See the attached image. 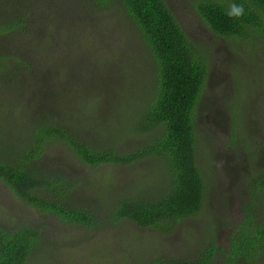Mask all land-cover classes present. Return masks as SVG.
Instances as JSON below:
<instances>
[{
	"label": "rangeland",
	"instance_id": "1",
	"mask_svg": "<svg viewBox=\"0 0 264 264\" xmlns=\"http://www.w3.org/2000/svg\"><path fill=\"white\" fill-rule=\"evenodd\" d=\"M91 1L0 0V21L25 12L31 30L21 37L13 33L0 36V52H12L38 65L43 76L48 74L58 88L68 92L74 105L82 101L85 112L81 119L86 117V124L81 127L83 121L77 120L67 126L71 131L81 127L78 136L87 144L98 148L112 145L118 153L138 151L152 134H140L133 128L158 89L156 62L120 0H108L110 8L97 3L95 7ZM166 1L189 37L209 55L207 87L195 123L200 129L196 158L207 185L202 211L170 224L168 232L141 228L132 222L113 223L110 210L118 198L135 197L139 192L152 196L155 191L156 195L161 183L163 187L169 184L167 167L152 158L127 166L90 168L62 145L52 144L38 160V169L60 167L77 178L74 201L93 217L94 225L88 228L40 212L0 181V225L39 230V241L28 264L196 261L212 238L227 250L231 231L244 222L251 203L257 202L251 206L253 213L264 218V192L258 183L264 178V134L259 141L254 131L260 125L264 130V41L215 36L197 15L192 0ZM44 42L52 46L47 54L38 45ZM236 62L244 67L236 71ZM12 64L24 76L20 81L23 89L54 85L43 76L27 78L22 64ZM8 90L0 79V96ZM13 90L15 94L11 90L4 100L6 106L0 97V120L7 116L14 123V129L0 124V148L8 144L12 150L20 136L38 121L34 116L36 103L27 101L28 92ZM112 102L118 103L117 107ZM240 104L243 107L236 110ZM13 114L20 115L16 119ZM238 131L241 137L236 139L234 133ZM254 189L263 197L255 198Z\"/></svg>",
	"mask_w": 264,
	"mask_h": 264
},
{
	"label": "trees",
	"instance_id": "2",
	"mask_svg": "<svg viewBox=\"0 0 264 264\" xmlns=\"http://www.w3.org/2000/svg\"><path fill=\"white\" fill-rule=\"evenodd\" d=\"M91 2L95 7L97 3L98 6L101 4L110 8L108 0ZM120 2L156 62L158 89L133 128L140 134H152L145 139L141 149L129 153H118L112 145L98 148L87 144L78 136L80 131L77 132L87 122L86 117L81 119L85 112L82 101L74 102V105L68 92L58 88L48 74L43 76L38 65L33 66L12 52L1 50L0 79L13 94V89L28 92L27 101L31 99L36 103L33 104L37 108L34 116L38 121L32 123L34 126L23 133V137L20 136V141L14 145L15 149H9L8 144L6 148H0V181L21 201L40 212L91 228L94 225L93 217L74 201L77 178L74 179L60 167L53 168L52 171H46L50 168L38 169L37 162L44 156L48 146L62 145L81 164L90 168L103 165L127 166L152 158L160 159L164 167H167L169 184L163 187L161 183V189L156 190V195L155 191L152 196L139 192L141 194L137 193L135 197L127 195L130 197L118 198L110 210V221L116 224L132 222L141 228L168 232L172 227L170 224L197 216L202 211L207 196L206 181L196 158L200 129L195 123L196 113L207 87L209 55L206 49L201 50L189 37L166 0ZM192 2L197 15L215 36L233 41H264V0ZM233 3L244 6L243 18L232 19L225 14L228 6ZM27 19V13L19 12L15 18L0 21V36L13 33L14 36L21 37L27 30L31 31L27 26ZM31 34L37 36L41 33ZM38 45L44 48L46 54L52 47L47 42ZM254 52L256 54L258 50ZM13 61L22 64L27 78L35 80L36 77L43 76L54 87L39 84L37 90L31 91L25 86L23 89L20 81H23L24 76H20ZM238 63L234 66L236 71L244 67L243 64L237 66ZM9 92L0 96L4 106ZM110 104L115 107L118 105L116 102ZM242 107L243 104H240L235 109L241 110ZM13 115L17 119L20 114L18 117ZM77 120L83 121L82 126L71 131L67 125H73ZM1 123L5 124V129H14V123L7 116L4 121L0 120ZM233 127L237 129L235 122ZM254 131L261 141L260 137L264 134L261 125ZM234 136L236 139L240 138L241 132L234 133ZM259 179V186L264 192V178ZM82 182L84 184L85 181ZM90 188L92 186L89 185V190ZM252 194L255 198L262 196L256 189ZM256 204L254 202L249 205L244 222L231 231L227 250L220 248L212 238V243L196 261L165 260L155 264H260L264 260V218L253 213L252 207ZM38 241L39 230L36 228L23 226L7 229L0 225V264H28Z\"/></svg>",
	"mask_w": 264,
	"mask_h": 264
},
{
	"label": "clouds",
	"instance_id": "3",
	"mask_svg": "<svg viewBox=\"0 0 264 264\" xmlns=\"http://www.w3.org/2000/svg\"><path fill=\"white\" fill-rule=\"evenodd\" d=\"M225 14L232 19H241L245 15V9L243 5L233 3L228 6Z\"/></svg>",
	"mask_w": 264,
	"mask_h": 264
}]
</instances>
